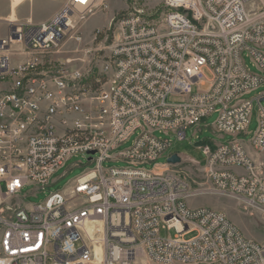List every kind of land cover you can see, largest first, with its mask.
<instances>
[{
	"label": "built area",
	"instance_id": "built-area-1",
	"mask_svg": "<svg viewBox=\"0 0 264 264\" xmlns=\"http://www.w3.org/2000/svg\"><path fill=\"white\" fill-rule=\"evenodd\" d=\"M164 2L162 24L137 10L115 20L112 41L96 50L95 88L89 71L58 55L104 0H66L38 24L5 21L0 264H264L263 242L245 237L221 210L188 205L220 195L264 217V159H254L240 139L254 102L244 97L264 86V0ZM204 69L213 75L207 91L200 89ZM169 96L182 101L168 102ZM255 100L258 127L250 147L260 155L264 92ZM212 114L214 132L230 140L199 146L204 167L179 155L203 183L181 171L182 162L156 163L171 147L156 134L183 141ZM135 135L130 147L112 154ZM75 155L94 168L40 204H5L27 187L34 195L45 192ZM161 230L176 234L163 238ZM190 233L196 235L186 239Z\"/></svg>",
	"mask_w": 264,
	"mask_h": 264
},
{
	"label": "rangeland",
	"instance_id": "rangeland-1",
	"mask_svg": "<svg viewBox=\"0 0 264 264\" xmlns=\"http://www.w3.org/2000/svg\"><path fill=\"white\" fill-rule=\"evenodd\" d=\"M66 0H0V39L8 35V24L5 22L23 24L28 20L36 24L44 22L52 18L60 11ZM140 11L143 16L157 24H162L165 13L164 0H104V4L98 11L86 19L82 20L76 30L72 33L74 38L67 39L62 45L61 52L58 55L60 61H65L69 67L86 73L90 72L93 79L99 77L100 57L96 51L100 46H105L112 41V32L114 29L115 20L130 12ZM14 48V46H12ZM249 60H247V63ZM250 66V65H249ZM255 72L254 68H251ZM202 79L205 84L200 87L202 91H207L210 88L211 80L213 79L212 72L209 69H204ZM196 91V87L193 88ZM264 92V86L257 91L246 95L244 99L254 100L253 110L250 124L246 135H242L240 139L244 142L252 157L256 160L264 159V153L257 155L250 147V141L254 132L258 127V102L255 100L259 94ZM168 102H180L182 98L179 96H169ZM264 105V104H263ZM217 119V114H212L201 125L194 126L188 129L187 137L183 141H179L174 136H162L170 141L171 147L156 163L163 165L167 163L169 156L178 154L184 160L192 159L199 163L202 167L206 165V157L199 146L203 142L224 143L230 140L229 136L221 138L214 132L213 124ZM136 135L133 136L126 144L122 145L118 150L112 152L118 153L130 147ZM95 164H90L87 157L75 155L70 158L65 165L54 174L51 184L45 192L32 194L33 189L27 187L16 198L6 200L5 204L16 205L18 202L25 207H30L35 204H40L46 200L50 193L63 191L68 184L75 178L93 169ZM123 162H105L104 167H124ZM153 164L147 165L151 169ZM179 169L199 182L203 183V175L193 170L187 162H182ZM65 175L63 178H61ZM191 208L200 206L211 207L223 211L230 221L247 237L258 242L264 243V217L257 213L251 212L248 208L242 205L241 202L220 195H205L192 198L188 201ZM175 231L161 230V237H174ZM196 233H190L186 239H191Z\"/></svg>",
	"mask_w": 264,
	"mask_h": 264
},
{
	"label": "water",
	"instance_id": "water-1",
	"mask_svg": "<svg viewBox=\"0 0 264 264\" xmlns=\"http://www.w3.org/2000/svg\"><path fill=\"white\" fill-rule=\"evenodd\" d=\"M168 162L172 164H180L182 162V159L179 157L178 154H174L168 159Z\"/></svg>",
	"mask_w": 264,
	"mask_h": 264
},
{
	"label": "trees",
	"instance_id": "trees-1",
	"mask_svg": "<svg viewBox=\"0 0 264 264\" xmlns=\"http://www.w3.org/2000/svg\"><path fill=\"white\" fill-rule=\"evenodd\" d=\"M89 85H90L92 88L97 87V85H96V83H95V79L90 78V80H89Z\"/></svg>",
	"mask_w": 264,
	"mask_h": 264
},
{
	"label": "bare ground",
	"instance_id": "bare-ground-1",
	"mask_svg": "<svg viewBox=\"0 0 264 264\" xmlns=\"http://www.w3.org/2000/svg\"><path fill=\"white\" fill-rule=\"evenodd\" d=\"M17 23V22H16ZM99 227V226H98Z\"/></svg>",
	"mask_w": 264,
	"mask_h": 264
}]
</instances>
